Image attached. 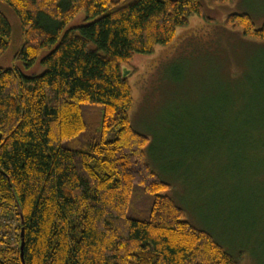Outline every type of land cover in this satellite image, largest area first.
Returning <instances> with one entry per match:
<instances>
[{
  "label": "trees",
  "instance_id": "trees-1",
  "mask_svg": "<svg viewBox=\"0 0 264 264\" xmlns=\"http://www.w3.org/2000/svg\"><path fill=\"white\" fill-rule=\"evenodd\" d=\"M23 30L18 60L41 75L0 69V264H239L186 221L152 170L150 140L130 121L129 66L169 45L202 0H0ZM225 4L235 0H206ZM81 13L92 23L64 33ZM227 26L264 42L247 15ZM12 30L0 12V57ZM241 128L264 131L252 100Z\"/></svg>",
  "mask_w": 264,
  "mask_h": 264
},
{
  "label": "rangeland",
  "instance_id": "rangeland-1",
  "mask_svg": "<svg viewBox=\"0 0 264 264\" xmlns=\"http://www.w3.org/2000/svg\"><path fill=\"white\" fill-rule=\"evenodd\" d=\"M178 28L152 55H137L129 69L130 121L149 138L146 161L171 185L166 193L186 221L210 233L239 264H264V131L241 128L250 101L264 103V42L227 26L230 15H249L264 26V0L210 4ZM12 38L0 69L41 75V61L18 60L23 30L16 12L0 1ZM92 23L79 14L64 33Z\"/></svg>",
  "mask_w": 264,
  "mask_h": 264
},
{
  "label": "water",
  "instance_id": "water-1",
  "mask_svg": "<svg viewBox=\"0 0 264 264\" xmlns=\"http://www.w3.org/2000/svg\"><path fill=\"white\" fill-rule=\"evenodd\" d=\"M18 205V213H19V217L21 220V225H22V230H21V245H20V250H21V258L23 261V264H25V260H24V248H25V229H24V225H25V219H24V213L22 210V207L19 203H17Z\"/></svg>",
  "mask_w": 264,
  "mask_h": 264
}]
</instances>
